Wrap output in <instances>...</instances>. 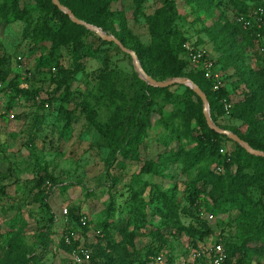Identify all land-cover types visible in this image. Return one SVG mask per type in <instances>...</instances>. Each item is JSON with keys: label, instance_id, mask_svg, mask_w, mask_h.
<instances>
[{"label": "rangeland", "instance_id": "rangeland-1", "mask_svg": "<svg viewBox=\"0 0 264 264\" xmlns=\"http://www.w3.org/2000/svg\"><path fill=\"white\" fill-rule=\"evenodd\" d=\"M172 1L177 17L173 35L169 38L171 49L189 43L214 62L220 55L222 39L233 24L238 23L235 11L223 9L228 0H215L207 9L188 4L186 0ZM219 1L221 4H216ZM161 5L162 0H145L140 11L135 12L132 0L112 2L108 10L114 16L108 17V32L102 31L134 52L135 48L149 44L144 19ZM19 6L24 10V16L19 20L4 19L0 15V56L4 58L0 64V105L4 109L6 105H13L6 110L14 115L11 120L5 116L0 118V189L4 190V195L0 196V257L7 254L9 243H17L22 245L20 251L26 253V258L30 254L37 257V264H69L67 256L53 251L65 229L64 210L79 211L86 217L91 229L90 241L101 235L104 224L108 226L107 233L119 242L118 229L124 227L127 220L139 225L145 235L135 240L133 258L148 260L147 264L152 263L147 253L160 245L162 264L171 258L176 259L177 264H211L210 251L214 244L240 242L246 233V221L239 218L235 210L214 204L208 196L209 188L204 190L200 185H193L195 169L183 172L184 155L195 149V135L199 130H195L193 122L182 124V120L168 121L165 117L172 103L183 99L185 87L172 86L170 97L155 96V109L160 114L153 117L141 141L140 162L125 160L118 151L124 133L128 132V118L133 106L141 101L139 81H143L132 58L115 43L102 45L100 38L87 30L92 34L86 33L81 40L84 45L79 60L82 70L72 75L69 96L64 101L63 89L56 83L61 79L58 69L74 70V50L71 45L54 44L55 40L50 38L37 52H32L30 49L34 48L35 40L26 36L24 30L30 20L33 26L42 25L48 7L36 0H20ZM116 13L122 15V22L117 20ZM253 19L249 21L254 22ZM49 29L56 34L58 25L49 20ZM54 45L56 48L52 50ZM261 49L264 44L258 50L246 51L248 58L244 66L250 71L253 84L236 83V78H230L231 69L221 72V87L230 94L229 101L224 102L223 114L217 120L221 129L245 130V126L231 117V110L245 94L260 86L257 72H264L261 62L264 51ZM51 52V66H41L39 57L50 56ZM108 71L115 73L113 88L118 97H107L100 90L99 75ZM16 72L21 74V79L28 78L25 87L29 91H39L38 94L11 100L8 93H3L2 89ZM195 72L194 65L185 59L184 76L179 78L190 79ZM171 79L174 78L163 81ZM81 102L89 104L107 136L89 127L80 110ZM60 106L69 111L68 126L58 113ZM166 122L170 128L166 127ZM119 128L121 135H118ZM233 143L226 142L223 152H233ZM159 157L167 162L163 166L158 163V174L141 172L143 163H157ZM40 178L55 186L48 198L49 208L55 216L50 229L52 245L45 253L38 247L37 238L38 232L48 226L49 219L35 201L39 190L36 183ZM43 185L40 189L49 192ZM192 186L197 192L195 204L191 203ZM159 192L166 193L168 199L173 198L178 220L163 208ZM261 203L264 210V196ZM197 219L205 221L211 229V234L203 241L180 233L177 224L188 227L195 225ZM131 229L132 225L129 231ZM248 263L264 264V254L250 256Z\"/></svg>", "mask_w": 264, "mask_h": 264}, {"label": "trees", "instance_id": "trees-1", "mask_svg": "<svg viewBox=\"0 0 264 264\" xmlns=\"http://www.w3.org/2000/svg\"><path fill=\"white\" fill-rule=\"evenodd\" d=\"M38 3H45L48 11L45 12V18L40 26H33L32 20L27 24L24 33L32 37L34 48L32 52H37L40 45L53 39L54 44L71 45L74 50L75 68L73 71H65L59 68L58 76L60 80L56 81L58 88L63 89L64 100L69 96V84L72 75H76L82 70L79 60L83 48L81 41L83 36L88 32L84 27L78 26L70 21L67 15L59 11L50 0H36ZM63 6L67 7L74 16L87 24L100 27L103 31L108 32V17L114 16L108 8L112 2L119 0H58ZM188 4H194L207 9L215 0H186ZM253 4L245 3L243 0H228L224 5L225 11H235V16L252 20V12L258 9L264 10V0H254ZM20 0H3L0 4V15L4 19L11 18L19 20L24 16V10L19 6ZM135 12H139L145 0H132ZM216 4H221L220 1ZM229 7V9H228ZM118 21L122 22V15L116 13ZM177 17L176 5L172 0H162V5L154 14L145 17L147 25L149 44L147 46L134 49L135 54L143 70L154 80L163 81L165 78L183 77L185 67V51L181 43L173 50L169 45V38L173 35L174 21ZM260 24H252L244 28L242 24H233L232 29L224 36L221 41L220 55L213 62L214 69L220 74L229 69L233 71L231 77L237 79L236 83H251L250 71L244 66L247 60V50L261 48L264 43V15L261 17ZM49 20L58 25L56 34L51 33L49 29ZM49 35L50 37H47ZM102 45H111L112 42H105L99 39ZM36 44V45H35ZM123 45V44H122ZM36 46V48H35ZM124 46V45H123ZM125 47V46H124ZM56 45L52 47L55 50ZM53 52L50 56L44 55L39 57L41 66H51ZM4 58L0 56V64ZM264 63V57L261 59ZM204 71L196 68L189 78L202 90L208 100L212 122L221 127L218 123V117L223 114V105L229 101V92L220 87L213 90L212 82L207 80ZM260 78V86L255 87L253 91L244 95L243 99L234 105L231 110V117L245 126V130L232 127L229 129L236 134L241 140L246 142L251 148L264 153V72H257ZM114 71L102 72L99 75L100 90L107 97H118L113 88ZM156 78V79H155ZM28 78H22L19 72L2 89L3 93H8V97L13 99L22 96L28 97L38 94L39 91H29L25 86L28 84ZM142 95L141 101H137L132 109V115L128 118V132L124 133L121 146L118 153L123 159L140 162L139 146L145 137L147 130L151 126L153 117L160 114L156 111L154 100L158 94L169 96V88H156L148 86L144 81H139ZM24 85L23 87L21 85ZM184 87V86H183ZM170 97V96H169ZM65 101V100H64ZM13 105H6V109H11ZM80 110L85 114L89 127L93 128L98 134L107 136L105 131L96 121L95 113L88 103L81 102ZM58 113L61 119L65 121L66 126L69 124L70 114L64 107L60 106ZM168 121H180L182 124L195 123V130L199 133L195 135V149L193 152H187L183 160V172L187 170H196L193 185H200L204 190L210 189L208 196L214 204L223 206L225 209L235 210L243 221H246L245 236L238 243H222L226 253V260L223 264H249V258L253 255L264 254V210L261 203V197L264 196V158L248 154L238 144L230 141L226 136L216 134L207 127L205 118L202 113L201 100L193 93L192 90L185 87L183 99L179 102L172 103V108L165 117ZM169 124L166 122V127ZM196 132V131H195ZM198 132V131H197ZM122 130L118 129V135ZM115 135V134H114ZM226 142L234 144V151L221 154L220 150ZM229 155V157L227 156ZM166 159L158 158V162L152 161L143 163L141 172H151L158 174L160 164L163 166ZM160 163V164H158ZM123 166V164H120ZM48 181L44 182L42 178L36 183L39 188L35 194V201L42 207L43 212L48 216V226L38 232V247L43 249L42 253L51 249L52 241L50 239V229L55 221V216L51 212L48 204L49 195L55 186H47ZM44 184V185H43ZM50 184V183H49ZM46 188L40 189L41 186ZM194 186L193 189H194ZM163 208L167 213L178 220L176 205L173 198L168 199L166 193L159 192ZM197 192L194 189L190 196H193L191 203L195 204ZM4 195V190L0 189V196ZM256 197H259L256 200ZM65 229L59 241L53 248L55 253H61L69 259V264H74L69 254L72 250L85 249L91 254L92 264H147L148 260H135L136 253L135 240L143 237L145 233L137 224H131L129 220L126 225L118 229V235L121 241H117L107 233V225H103L101 235H96L94 241H90V224L86 217L79 211H68L65 219ZM180 233H185L189 238H197L203 241L204 237L211 234V229L205 221L196 220V224L183 227L180 223ZM132 225L131 231H129ZM202 230V231H201ZM68 238V243L65 239ZM20 244L9 243L8 251L5 257H0V264H37V257L30 254L26 258V253L21 250ZM131 250V251H130ZM162 245L148 252L151 256L152 263L156 264L155 259L159 256ZM21 252V254H20ZM176 259L171 258L166 264H177Z\"/></svg>", "mask_w": 264, "mask_h": 264}, {"label": "water", "instance_id": "water-1", "mask_svg": "<svg viewBox=\"0 0 264 264\" xmlns=\"http://www.w3.org/2000/svg\"><path fill=\"white\" fill-rule=\"evenodd\" d=\"M52 4L63 14L67 15L70 21L78 26L84 27L86 30L93 32L97 37H99L102 41L105 42H112L115 43L122 52L126 53L132 58L134 67L138 72L140 78L148 85L156 88H169L174 85H181L184 87L189 88L193 91V93L201 100L202 103V113L205 118L207 127L214 131L216 134L226 136L230 141L238 144L241 148H243L248 154L264 158V153L258 150L251 148L246 142L241 140L236 134L232 133L231 131L221 129L217 125H215L210 117L209 105L206 95L201 91V89L193 83L190 79L187 78H174L167 81H156L152 77H150L146 72L143 70L137 55L133 51H129L125 48L120 41L113 37L107 36L102 29L92 26L90 24L85 23L77 19L74 14L65 6H63L58 0H50Z\"/></svg>", "mask_w": 264, "mask_h": 264}, {"label": "built area", "instance_id": "built-area-1", "mask_svg": "<svg viewBox=\"0 0 264 264\" xmlns=\"http://www.w3.org/2000/svg\"><path fill=\"white\" fill-rule=\"evenodd\" d=\"M264 15L263 9H258L253 13L254 22L260 24L262 21L261 17ZM237 22L242 24L244 28L249 27L252 22L246 20L242 17L237 19ZM183 49L185 51V58L194 65L195 68L201 69L204 71L205 78L212 82L213 90H218L222 84V76L221 74L214 69V64L211 59H209L206 55H204L201 51H196L191 47L189 43H185L183 45ZM264 51V49H261ZM20 60V59H19ZM3 105H0V118L6 117L8 119H13L14 115L11 111H7L4 109ZM220 153L225 154L223 150H220ZM229 157V155H227ZM50 186V184L47 183ZM64 215H67V211L64 210ZM211 218V217H210ZM65 242L68 243V238L65 239ZM211 255V264H223L226 260L227 256L224 251V248L220 242L214 244L210 251ZM71 261L74 264H92L91 254L88 250L80 249V250H72L69 254ZM156 264H162L161 257L158 256L155 259Z\"/></svg>", "mask_w": 264, "mask_h": 264}]
</instances>
